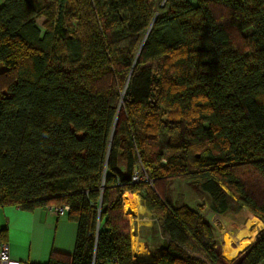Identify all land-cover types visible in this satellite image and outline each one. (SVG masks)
Here are the masks:
<instances>
[{
  "label": "trees",
  "instance_id": "obj_1",
  "mask_svg": "<svg viewBox=\"0 0 264 264\" xmlns=\"http://www.w3.org/2000/svg\"><path fill=\"white\" fill-rule=\"evenodd\" d=\"M48 1L0 0V208L69 207L74 251L46 264H137L126 193L164 239L144 264H264V0ZM178 181L256 241L219 257Z\"/></svg>",
  "mask_w": 264,
  "mask_h": 264
},
{
  "label": "crops",
  "instance_id": "obj_2",
  "mask_svg": "<svg viewBox=\"0 0 264 264\" xmlns=\"http://www.w3.org/2000/svg\"><path fill=\"white\" fill-rule=\"evenodd\" d=\"M234 204L232 202L233 206ZM228 212L229 210L226 214ZM139 215L141 218L136 216L132 220H128L131 227L132 254L150 255L158 261L164 241L160 229L158 225H153L154 219L144 206L140 207ZM250 216L255 220H251V217L243 221L239 220L241 228L237 231L245 230L241 236L246 233L251 235L249 240L243 242L244 246L240 248V253H244L256 241V237L254 241L251 239L255 235L257 236V233L263 228V224L257 218L251 214ZM227 235L230 240L236 236ZM76 236L77 225L75 223L69 221L67 216L59 217L51 213L47 208H38L32 212H25L14 206L0 208V248L2 245H6L9 256L14 261L27 264H46L51 255L67 259L74 251ZM134 242L137 245H145L146 252L141 247L135 249ZM232 246L225 255L236 258L239 255L228 254L232 250Z\"/></svg>",
  "mask_w": 264,
  "mask_h": 264
},
{
  "label": "rangeland",
  "instance_id": "obj_3",
  "mask_svg": "<svg viewBox=\"0 0 264 264\" xmlns=\"http://www.w3.org/2000/svg\"><path fill=\"white\" fill-rule=\"evenodd\" d=\"M34 1L36 3L43 5V6H46V5L50 6V3L48 0H34ZM162 1L163 0H153V3L155 5V11L160 13V14L165 13V10L161 9ZM214 12L219 18H222V19L227 18L228 14L224 10H221L219 8H214ZM44 24H46V19L44 17L39 16L38 18H36V25L40 28L41 31H44V28H43ZM230 31H232V35L234 36L233 39L235 38L238 41V37L235 34V32L233 31V29H230ZM1 70H3L2 67H0V71ZM136 170L140 172L142 170L141 166H137ZM125 196L127 198H132L131 202L129 201V205H130L128 207L129 210H126V211H125V205H124V198H126ZM168 198L171 199V202L174 203V205H176V206L180 203L181 204L185 203L187 206H189L190 208H192L194 210H196L197 208H200V210H201L200 212H201L202 216L206 219V221L212 227L213 234L215 237L214 238V240H215L214 250L219 255V257H221L223 260H225L222 256L223 252L221 253V251H220V248L224 249V247H221L223 240H226L227 242H229L227 247L225 248V251H227L226 250L227 248L231 247L234 244L239 243L242 239L246 238L245 236L247 235V233L243 236H241L240 233H237L238 232L237 230H239L241 228V226L239 225V223H240L239 220L243 221V220L248 219V217L250 218L251 216L248 213V211L239 210V208L236 207V204H234V206L230 205L229 212L227 214L216 213L213 211V208L216 205L213 204L212 200L206 194L198 192V191L197 192L193 191V189L190 187L189 184L182 182V181L174 182L171 185V187L169 189ZM231 202L232 201H230V203ZM142 206H143V202L139 198V196H137L135 194H130V193H126L123 196V214H124V217L126 220H129V219L132 220V218H135L136 216L141 218V215H139V209ZM250 219L255 220L252 217ZM153 225L154 226L157 225L155 221L153 222ZM130 229H131V227H130ZM227 234L236 235L235 236L236 239L233 242H231L230 238L228 237ZM130 235H131V232H130ZM222 236H224L223 240H222ZM225 237H226V239H225ZM254 237H256V235ZM228 238H229V240H228ZM130 241H132L131 238H130ZM135 242H134L135 249H138L139 247H141V248H144V252H146L145 250L147 248L145 245H143V244L137 245ZM243 246L244 245H242L241 247H243ZM131 250H132V247H131ZM236 252H234L233 254H235ZM242 253H239L238 255H241ZM233 254H230V255H233ZM132 255L134 258L133 259L134 263H137V264L157 262V259L154 257H150V255H146V254H144L142 256H138L136 254H132ZM232 262H230V263H232Z\"/></svg>",
  "mask_w": 264,
  "mask_h": 264
},
{
  "label": "built area",
  "instance_id": "obj_4",
  "mask_svg": "<svg viewBox=\"0 0 264 264\" xmlns=\"http://www.w3.org/2000/svg\"><path fill=\"white\" fill-rule=\"evenodd\" d=\"M133 181H137V177H133ZM51 213L59 216V217H64L66 213L69 210L68 206H63V207H48L47 208ZM0 264H27V263H20L17 261H14L11 259L9 256L8 248L6 245H2L0 248Z\"/></svg>",
  "mask_w": 264,
  "mask_h": 264
},
{
  "label": "bare ground",
  "instance_id": "obj_5",
  "mask_svg": "<svg viewBox=\"0 0 264 264\" xmlns=\"http://www.w3.org/2000/svg\"><path fill=\"white\" fill-rule=\"evenodd\" d=\"M131 200H132V198H130L129 199V201L131 202ZM137 200V199H136ZM130 205H129V202H128V207H129ZM137 207V206H136ZM244 231L245 230H241V231H239V232H237V233H240V235L241 234H243L244 233ZM239 235V234H238ZM224 239V236H222V240ZM225 239H226V237H225ZM236 238H233L232 240H230L231 242H233L234 240H235ZM230 242V243H231ZM228 243L229 242H227L226 240H223V243L221 244V247H224V248H226L227 247V245H228Z\"/></svg>",
  "mask_w": 264,
  "mask_h": 264
},
{
  "label": "water",
  "instance_id": "obj_6",
  "mask_svg": "<svg viewBox=\"0 0 264 264\" xmlns=\"http://www.w3.org/2000/svg\"><path fill=\"white\" fill-rule=\"evenodd\" d=\"M35 2V1H34Z\"/></svg>",
  "mask_w": 264,
  "mask_h": 264
}]
</instances>
